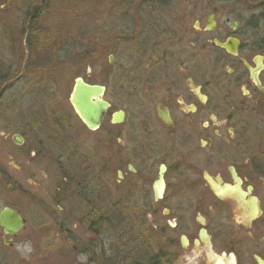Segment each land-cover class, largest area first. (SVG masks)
<instances>
[{
    "label": "flooded vegetation",
    "instance_id": "obj_1",
    "mask_svg": "<svg viewBox=\"0 0 264 264\" xmlns=\"http://www.w3.org/2000/svg\"><path fill=\"white\" fill-rule=\"evenodd\" d=\"M232 4L19 1L21 24L6 37L23 39L4 49L24 56L4 98L21 81L24 103L57 100L21 143L11 136L20 176L1 169L0 182L18 199L4 207L26 223L0 226V243H52L35 264H264V34ZM79 78L104 88L92 97L109 104L95 128L72 104Z\"/></svg>",
    "mask_w": 264,
    "mask_h": 264
},
{
    "label": "rangeland",
    "instance_id": "obj_2",
    "mask_svg": "<svg viewBox=\"0 0 264 264\" xmlns=\"http://www.w3.org/2000/svg\"><path fill=\"white\" fill-rule=\"evenodd\" d=\"M19 1L22 0H12L8 7L6 6L5 8L3 7L2 0L0 2V71L4 72V78L6 73H9V78L15 79L17 77L24 56L21 53H16L15 51L8 52L7 49H4L5 45L7 46L9 43L15 41L21 43L23 39L22 34H20L19 40L17 38L11 39L6 37L9 33L8 30L17 31L21 24L20 20L22 17H20L18 11ZM234 2L235 4L231 6L232 12L243 14V16L247 17L249 33L255 37L262 36L264 34V0H234ZM231 19V23H233L234 17L232 16ZM45 22L50 25L58 23L53 18L51 19L50 16L45 19ZM60 23L64 24V22ZM45 62L49 63L47 57ZM26 72L28 75L47 76L51 74V68L30 69L27 65ZM56 77L60 81H63L57 89L60 91V95L58 96L59 109H66L68 108L67 93L69 91L66 81H69V79L66 80L67 74L64 67L58 68ZM12 85L5 92V98L3 97L0 100V132L9 133L8 141L12 142L5 144L4 135L0 134V170L5 169L10 176L18 178L20 174L12 166L10 156L14 155L13 160L17 164L20 148L13 143L11 136L15 133L25 134V124L29 120L33 121L34 119L37 121L36 119L41 116L43 117L42 114L45 112L51 114V109L54 107V102L57 99L55 101L52 99L43 100L32 96L26 98L24 103L22 101L24 97L27 94H31L27 92L28 88L21 81H14ZM59 109H55L54 111ZM33 112L35 113L32 114ZM28 134L31 135V133ZM34 182L35 178L28 176L24 180V186L31 190ZM17 199V193L8 192L4 189V184L0 182V209L7 203H14ZM50 244L52 245V243H13L12 246H6L4 243H0V264H35L40 256V260L43 261L45 256L49 257L52 255ZM35 251H38V253H35ZM46 264H51V262L47 259Z\"/></svg>",
    "mask_w": 264,
    "mask_h": 264
},
{
    "label": "water",
    "instance_id": "obj_3",
    "mask_svg": "<svg viewBox=\"0 0 264 264\" xmlns=\"http://www.w3.org/2000/svg\"><path fill=\"white\" fill-rule=\"evenodd\" d=\"M212 16L213 14L210 16L208 21L210 25L213 24ZM223 46L228 47V44H224ZM103 90V87L86 84L81 78L76 80V85L72 95V104L78 115L91 128L98 126L101 118L105 115L109 106L108 103L100 99L96 102L92 100V97L100 96L103 93ZM0 134L3 135L1 132ZM13 137L16 143H21L23 141L19 134H14ZM25 223L26 221L24 217L16 208L7 206L0 210V226L6 231L15 233L22 229ZM184 240L186 241V238H184ZM6 244L9 245L10 243Z\"/></svg>",
    "mask_w": 264,
    "mask_h": 264
},
{
    "label": "trees",
    "instance_id": "obj_4",
    "mask_svg": "<svg viewBox=\"0 0 264 264\" xmlns=\"http://www.w3.org/2000/svg\"><path fill=\"white\" fill-rule=\"evenodd\" d=\"M4 72L0 71V100L4 97Z\"/></svg>",
    "mask_w": 264,
    "mask_h": 264
}]
</instances>
